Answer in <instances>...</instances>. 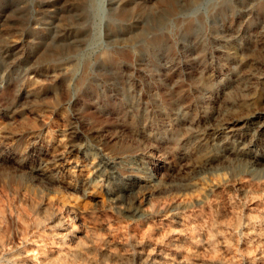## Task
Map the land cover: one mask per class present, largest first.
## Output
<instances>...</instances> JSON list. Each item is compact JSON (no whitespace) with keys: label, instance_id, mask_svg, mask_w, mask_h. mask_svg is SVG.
I'll list each match as a JSON object with an SVG mask.
<instances>
[{"label":"rangeland","instance_id":"1","mask_svg":"<svg viewBox=\"0 0 264 264\" xmlns=\"http://www.w3.org/2000/svg\"><path fill=\"white\" fill-rule=\"evenodd\" d=\"M112 24L123 42L109 40ZM263 66L264 0H0L7 249L24 245L11 217L24 194L38 203L34 215L86 219L98 244L125 237L118 252L130 258L131 234L150 239L148 225L176 209L199 211L213 233L235 219L243 226L252 201L264 207ZM240 183L260 188L242 194Z\"/></svg>","mask_w":264,"mask_h":264},{"label":"bare ground","instance_id":"2","mask_svg":"<svg viewBox=\"0 0 264 264\" xmlns=\"http://www.w3.org/2000/svg\"><path fill=\"white\" fill-rule=\"evenodd\" d=\"M127 3V2H126ZM171 3V2H170ZM171 5V4H170ZM125 6V5H123ZM174 7V6H173ZM171 7V9L173 8ZM173 11V10H172ZM121 20L126 19L125 14L120 13L117 17ZM129 20V19H128ZM120 29V28H119ZM119 29L117 25H111L106 34L109 40L113 42H123L119 37ZM124 29V28H123ZM121 30V29H120ZM84 32V31H83ZM125 32V31H124ZM128 32V31H127ZM123 33V31H122ZM83 35V34H81ZM80 36V33H79ZM124 36V35H123ZM141 36V35H140ZM136 37V36H135ZM138 37V36H137ZM136 37V38H137ZM134 39V38H132ZM127 40V39H125ZM129 40V39H128ZM264 67V66H263ZM264 70V69H263ZM254 74V72H253ZM258 74V73H256ZM248 76V75H247ZM250 76V75H249ZM254 77V76H253ZM259 77V76H258ZM244 79V78H243ZM256 79V78H255ZM261 79V78H260ZM242 81V80H241ZM245 80H243L244 82ZM247 82V81H246ZM248 84V83H247ZM245 85V84H244ZM243 86V84H242ZM248 87V86H247ZM246 87V88H247ZM245 88V89H246ZM244 89V88H243ZM261 113V112H260ZM249 117V116H248ZM256 120V119H255ZM232 121V120H231ZM235 121V120H234ZM216 122V121H214ZM220 122V121H219ZM259 122V121H258ZM264 122V121H263ZM218 123V122H217ZM224 123V122H223ZM216 124V123H215ZM222 124V123H221ZM252 124V123H251ZM264 124V123H263ZM223 125V124H222ZM221 125V126H222ZM228 125V124H227ZM245 125V124H244ZM208 126V125H207ZM213 126V125H212ZM225 126V125H224ZM223 126V127H224ZM262 127V124L260 128ZM209 128V127H208ZM234 128V127H233ZM254 129V127H253ZM219 130V129H218ZM246 130V129H245ZM233 131V130H232ZM251 132V131H250ZM253 132V131H252ZM208 133V132H207ZM229 133V132H228ZM262 133V132H261ZM210 134V133H209ZM247 134V133H246ZM212 135V134H211ZM221 135V134H220ZM222 136V135H221ZM228 136V135H227ZM260 136V135H259ZM212 137V136H211ZM218 138V136H217ZM235 138V137H234ZM223 139V138H222ZM233 139V138H232ZM241 139V138H240ZM213 140V139H212ZM245 140V139H244ZM251 140V139H250ZM214 141H216L214 139ZM223 141V140H222ZM229 141V140H228ZM237 141V140H236ZM250 142V141H249ZM238 143V142H237ZM236 143V144H237ZM223 144V143H222ZM221 144V145H222ZM226 144V143H225ZM231 144V143H230ZM239 144V143H238ZM244 144V143H243ZM216 145V144H215ZM227 146V145H226ZM231 146V145H230ZM223 147V146H222ZM236 147V146H235ZM227 148V147H226ZM225 149V148H224ZM229 150V148H227ZM226 149V150H227ZM239 149V147H238ZM219 150V149H218ZM242 150V149H241ZM231 151V150H230ZM251 151V150H250ZM240 152V151H239ZM238 152V153H239ZM257 152V151H256ZM234 153V152H233ZM236 154V153H235ZM244 154V153H243ZM242 154V155H243ZM225 155V154H224ZM223 155V156H224ZM241 155V154H240ZM245 155V154H244ZM251 155V153H250ZM226 156V155H225ZM237 156V155H236ZM252 156V155H251ZM239 157V156H238ZM237 157V158H238ZM243 157V156H242ZM249 157V156H248ZM226 158V157H225ZM240 158V157H239ZM39 159V158H38ZM245 159V158H244ZM251 159V158H250ZM228 160V159H227ZM243 160V159H242ZM237 161V160H236ZM235 161V162H236ZM221 162V160H220ZM257 162V161H256ZM207 163V162H206ZM247 163V162H246ZM249 163V162H248ZM205 164V163H204ZM217 164V163H216ZM221 164V163H219ZM254 164V163H253ZM241 165V164H240ZM239 165V167H240ZM247 165V164H246ZM260 165V164H258ZM256 165V166H258ZM34 166V165H33ZM57 166V165H56ZM254 166V165H253ZM261 166V165H260ZM49 167V166H48ZM224 167V166H223ZM228 167V166H227ZM247 167V166H246ZM249 167V166H248ZM236 168V167H235ZM238 168V167H237ZM253 168V167H252ZM263 169V168H262ZM48 170V168H47ZM200 170V169H199ZM238 170V169H237ZM258 171V170H257ZM239 172V171H238ZM262 172V171H261ZM33 173V172H32ZM41 173V172H40ZM237 173V172H236ZM250 173V172H249ZM248 173V174H249ZM259 173V172H258ZM38 174V172H37ZM43 174V173H41ZM247 174V173H246ZM245 174V175H246ZM247 174V175H248ZM36 175V174H35ZM173 175V174H172ZM242 175V174H240ZM243 175V176H245ZM261 175V173H260ZM49 176V174H48ZM47 176V177H48ZM259 176V175H258ZM37 177V176H36ZM46 177V176H45ZM126 177V176H125ZM128 177V176H127ZM131 177V176H130ZM172 177V176H171ZM176 177V176H175ZM179 177V176H178ZM193 178V177H192ZM249 178V177H248ZM256 178V177H255ZM171 179V178H170ZM169 179V180H170ZM182 179V178H181ZM238 179V178H237ZM244 179V178H242ZM252 179V178H251ZM250 179V180H251ZM254 179V178H253ZM259 179V178H258ZM264 179V178H262ZM138 180V179H137ZM175 180V179H174ZM180 180V179H179ZM195 180V179H194ZM249 180V181H250ZM131 181V180H130ZM164 181V180H163ZM229 181V180H228ZM232 181V180H231ZM229 181V182H231ZM239 181V180H238ZM241 181V180H240ZM263 181V180H262ZM123 182V181H122ZM147 182V181H146ZM165 182V181H164ZM163 182V183H164ZM167 182V181H166ZM165 182V183H166ZM173 182V181H172ZM191 182V181H190ZM253 182V180H252ZM251 182V183H252ZM256 182V181H255ZM124 183V182H123ZM126 183V182H125ZM239 183V182H238ZM245 183V182H244ZM150 184V183H149ZM168 184V183H167ZM189 184V183H188ZM218 184V183H217ZM220 184V183H219ZM247 184V182H246ZM122 185V184H121ZM133 185V184H132ZM139 187V183H135ZM161 185V183H160ZM164 185V184H163ZM169 185V184H168ZM172 185V184H171ZM169 185V186H171ZM223 185V184H222ZM235 185V184H234ZM257 185V184H255ZM124 186V185H123ZM141 186H143L141 184ZM162 186V185H161ZM166 186V185H165ZM173 186V185H172ZM229 186V185H228ZM168 187V186H167ZM195 187V186H194ZM217 187V186H216ZM242 194H249L257 187H247L245 184L238 185ZM132 188V187H131ZM164 188V187H163ZM176 188H178L176 186ZM190 188V187H189ZM213 188V186H212ZM228 188V187H227ZM208 189V188H207ZM217 189V188H216ZM235 189V188H234ZM130 190V189H129ZM136 190V189H135ZM142 190V188H141ZM161 190V189H159ZM165 190V189H164ZM173 190V189H172ZM186 190V189H185ZM221 190V189H219ZM140 191V190H138ZM144 191V190H143ZM154 192V190H152ZM156 191V190H155ZM158 191V190H157ZM191 191V190H190ZM195 191V189H194ZM200 191V190H198ZM208 191V190H207ZM214 191V190H213ZM218 191V190H217ZM259 191L264 192V185ZM14 192V191H13ZM11 192V193H13ZM134 193V190L132 191ZM174 192V190H173ZM189 192V191H188ZM187 192V193H188ZM192 192V191H191ZM201 192V191H200ZM203 192V191H202ZM228 192V191H227ZM232 192V191H231ZM15 193V192H14ZM21 193V192H20ZM144 193V192H143ZM156 193V192H155ZM168 193V192H167ZM196 193V192H195ZM211 193V191H210ZM229 193V192H228ZM31 194V193H30ZM132 194V193H131ZM138 194V193H137ZM163 194V193H162ZM161 194V195H162ZM172 194V193H170ZM175 194V193H174ZM177 194V193H176ZM213 194V192H212ZM219 194V193H218ZM3 195V194H2ZM8 195V194H7ZM25 195V194H24ZM21 196L24 201L23 208L12 214L16 222L24 231L25 241L23 247L9 251L4 236L1 233V225L4 219V213L0 210V264H264V207L257 205L255 202L250 203L246 223L241 224L237 219L228 222L225 226L219 225L218 229L213 233L211 224L201 218V213L173 211L170 215L163 216L159 225L152 223L148 225L142 235L153 231V235H149L150 239L144 236H138L137 231L131 234V241L136 247L135 254L132 258L119 249H123L128 243L125 237L110 236L105 244L94 242L91 232L93 227L83 218L77 219V225L68 224L58 219L56 214L34 215L32 211L38 205L31 197ZM29 195V193H28ZM126 195V194H125ZM124 195V196H125ZM136 195V194H135ZM140 195V194H139ZM167 195V194H166ZM205 194H203L204 196ZM239 194L237 193V196ZM12 196V195H11ZM11 196L9 199H11ZM117 196V195H116ZM123 196V197H124ZM160 196V195H159ZM171 196V195H170ZM175 196V195H174ZM178 196V195H177ZM201 196V195H200ZM218 196V195H217ZM233 196V195H232ZM13 197V196H12ZM36 197V196H34ZM133 198V196H131ZM154 197V196H153ZM182 197V196H181ZM192 198V196H189ZM188 197V198H189ZM209 197V196H207ZM213 197V196H212ZM216 197V196H215ZM225 197V196H223ZM5 198V197H4ZM18 198V197H17ZM37 198V197H36ZM116 198V197H115ZM128 198V197H127ZM158 198V197H157ZM162 198V196L160 197ZM175 198V197H174ZM186 198V197H185ZM202 198V196H201ZM262 198V197H261ZM35 199V198H34ZM59 199V198H58ZM66 199V198H65ZM151 199V197L149 198ZM159 199V198H158ZM172 199V198H171ZM187 199V198H186ZM198 199V198H196ZM210 199L211 196H210ZM215 199V198H214ZM222 199V198H221ZM234 199V198H233ZM247 199V198H246ZM14 200V199H12ZM11 200V201H12ZM18 200V199H17ZM21 200V201H22ZM38 200V199H35ZM61 200V199H60ZM124 200V199H123ZM121 200V201H123ZM153 200V199H152ZM155 200V199H154ZM185 200V199H184ZM193 200V199H192ZM218 200V199H217ZM235 200V199H234ZM263 200V199H262ZM4 201V200H3ZM8 201V200H7ZM20 201V203H21ZM45 201V200H44ZM53 201V200H52ZM59 201V200H58ZM114 201V200H113ZM127 201V200H126ZM149 201V200H148ZM198 201V200H197ZM203 201V200H202ZM215 201V200H214ZM210 203V206L219 207L218 202ZM222 201V200H221ZM225 201V200H224ZM251 201V200H250ZM259 201V200H258ZM264 201V200H263ZM2 202V201H1ZM18 203V201H16ZM46 202H49L46 201ZM56 202V201H55ZM74 202V200H73ZM144 202V201H143ZM166 202V200H165ZM169 202V201H168ZM193 202V201H192ZM239 202V201H238ZM241 202V201H240ZM5 203V202H4ZM10 203V202H9ZM12 203V202H11ZM18 203V204H20ZM43 203V202H41ZM51 203V202H50ZM49 203V204H50ZM60 203H62L60 201ZM71 204V202H69ZM76 203V201H75ZM74 203V204H75ZM83 203V202H82ZM119 203V201L117 202ZM154 203H157L154 202ZM209 203V202H208ZM244 203V202H243ZM23 204V203H22ZM59 204V203H57ZM65 204V203H63ZM73 204V203H72ZM71 204V205H72ZM78 204V203H77ZM81 204V203H80ZM129 204V203H128ZM142 204V203H141ZM144 204V203H143ZM161 204V203H160ZM170 204V203H168ZM184 204V203H183ZM194 204V203H193ZM205 204V203H204ZM219 204V205H218ZM238 204V203H237ZM9 205V204H8ZM7 205V206H8ZM11 205V204H10ZM15 205V203H14ZM44 205V204H43ZM42 205V206H43ZM52 205V203H51ZM48 205L44 208L46 211H52L54 208ZM62 205V204H61ZM122 205V204H121ZM134 205V204H133ZM150 205V204H149ZM207 205V204H206ZM4 206V205H3ZM16 206V205H15ZM19 207V205H17ZM69 206V205H68ZM77 206V205H76ZM85 206V204H84ZM120 206V205H119ZM154 206V205H153ZM186 206V205H185ZM22 207V206H21ZM29 211L28 213L25 208ZM71 207V206H70ZM83 207V205H82ZM81 207V208H82ZM146 207V206H145ZM144 207V208H145ZM160 207V206H159ZM173 207V206H172ZM193 207V206H192ZM197 207V205H196ZM200 207V206H199ZM233 207V206H232ZM8 208V207H6ZM43 208V207H42ZM72 208V207H71ZM80 208V209H81ZM124 208V207H123ZM121 208V209H123ZM128 208V207H127ZM170 208V207H169ZM205 208V206H204ZM61 209V208H60ZM79 209V208H78ZM77 209V210H78ZM85 209V208H84ZM118 209V208H117ZM131 209V206H130ZM129 209V210H130ZM139 209V208H138ZM163 209V208H162ZM161 209V210H162ZM194 209V208H193ZM198 209V208H197ZM201 209V208H200ZM225 209V208H224ZM235 209V208H234ZM247 209V208H246ZM136 210V209H135ZM140 210V209H139ZM160 210V209H159ZM186 210V209H185ZM207 210V209H206ZM39 211V209H38ZM43 211V210H42ZM60 211V210H59ZM79 211V210H78ZM83 211V210H82ZM128 211V210H127ZM143 211V210H142ZM158 211V210H157ZM170 211V210H168ZM228 211V209H227ZM6 212V211H5ZM41 212V211H39ZM71 212V211H70ZM86 212V211H85ZM120 212V211H119ZM133 212V211H132ZM202 212V211H200ZM210 212V211H209ZM226 212V211H225ZM240 212V211H239ZM243 212V210H242ZM247 212V211H246ZM48 213V211H47ZM54 213V212H53ZM69 213V211L67 212ZM126 213V212H125ZM144 213V212H143ZM168 213V212H167ZM171 213V212H170ZM205 213H207L205 211ZM224 213V212H223ZM227 213V212H226ZM225 213V214H226ZM8 214V213H7ZM74 214V213H73ZM81 214V213H79ZM129 214V213H128ZM131 214V212H130ZM133 214V213H132ZM131 214V215H132ZM155 214V213H154ZM221 214V213H220ZM228 214V213H227ZM230 214V213H229ZM228 214V215H229ZM247 214V213H246ZM9 215V214H8ZM7 217H10L8 216ZM58 215V214H57ZM130 215V216H131ZM134 215V214H133ZM152 215V213H151ZM157 215V214H155ZM208 215V214H207ZM232 215V214H231ZM245 215V214H244ZM62 216V215H61ZM77 216V215H76ZM240 216V215H239ZM68 217V216H67ZM87 217V216H86ZM140 217V216H139ZM150 217V216H149ZM156 217V216H155ZM159 217V216H158ZM157 217V218H158ZM161 217V216H160ZM72 218V217H71ZM76 218V217H75ZM85 218V217H84ZM109 218V217H108ZM210 218V217H209ZM65 219V218H64ZM68 219V218H67ZM149 219V218H147ZM222 219V218H221ZM224 219V218H223ZM8 220V219H6ZM12 220V219H10ZM111 220V219H109ZM108 220V221H109ZM155 220V219H154ZM218 220V219H217ZM216 220V221H217ZM14 221V220H13ZM102 221V220H101ZM118 221V220H117ZM139 221V220H138ZM148 221V220H147ZM159 221V220H158ZM209 221V220H208ZM47 222V233L41 231L40 226ZM76 222V221H74ZM110 222V221H109ZM144 223V221H142ZM152 222V221H151ZM8 223V221H7ZM71 223V222H70ZM102 223V222H101ZM114 223V222H113ZM124 223V222H123ZM137 223V222H136ZM139 223V222H138ZM147 223V222H146ZM10 224V223H9ZM17 224V225H18ZM109 224V223H108ZM126 224V223H125ZM124 224V226H125ZM130 224V223H129ZM133 224V223H132ZM217 224V223H216ZM8 225V224H6ZM4 225V227L6 226ZM83 225V231L79 233L75 227ZM102 225V224H101ZM107 225V224H106ZM118 225V224H117ZM122 225V224H121ZM120 225V226H121ZM9 226V225H8ZM11 226V224H10ZM13 226V225H12ZM116 226V225H115ZM134 226V225H133ZM132 226V227H133ZM139 226V225H138ZM145 226V225H144ZM112 227V226H111ZM114 227V224H113ZM140 227V226H139ZM149 227H152L151 229ZM13 228V227H12ZM18 228V227H17ZM98 228V227H97ZM100 228V227H99ZM98 228V229H99ZM127 228V227H125ZM4 229V228H3ZM44 229V228H43ZM102 230L104 228H101ZM119 229V228H118ZM121 229V228H120ZM142 229V228H141ZM17 230V229H16ZM95 230V229H94ZM100 230V229H99ZM111 230V229H110ZM109 230V231H110ZM115 230V229H114ZM134 230V229H132ZM8 231V230H7ZM19 231V230H17ZM98 231V230H97ZM101 231V230H100ZM119 231V230H118ZM122 231V230H121ZM120 231V232H121ZM141 231V230H140ZM102 232V231H101ZM104 232V231H103ZM14 233V232H13ZM18 233V232H17ZM15 233V234H17ZM93 233V232H92ZM95 233V232H94ZM113 233V232H112ZM110 233V235L112 234ZM115 233V232H114ZM192 233V234H191ZM91 234V235H90ZM105 234V233H104ZM128 234V233H127ZM130 234V233H129ZM6 236V234L4 233ZM8 235V234H7ZM106 235V234H105ZM114 235V234H113ZM121 235V234H120ZM21 236V235H20ZM118 236V235H117ZM239 236H242L241 240ZM8 237V236H7ZM23 237V235H22ZM97 237V235H96ZM10 238V237H8ZM18 238V237H17ZM125 238V239H123ZM107 239V238H106ZM13 240V239H12ZM15 240V239H14ZM17 240V239H16ZM20 241V240H19ZM16 243V242H15ZM22 243V242H21ZM18 244V243H17ZM13 245V244H12ZM11 245V246H12ZM17 246V245H16ZM8 250L9 252H7ZM16 250V251H15ZM241 259L242 263H238ZM244 261V262H243Z\"/></svg>","mask_w":264,"mask_h":264}]
</instances>
